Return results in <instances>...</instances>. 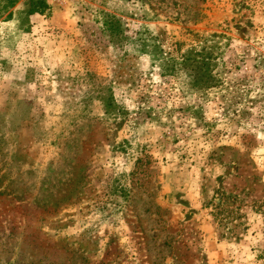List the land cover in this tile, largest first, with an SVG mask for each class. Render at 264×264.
Returning a JSON list of instances; mask_svg holds the SVG:
<instances>
[{"label": "rangeland", "instance_id": "rangeland-1", "mask_svg": "<svg viewBox=\"0 0 264 264\" xmlns=\"http://www.w3.org/2000/svg\"><path fill=\"white\" fill-rule=\"evenodd\" d=\"M0 264H264V0H0Z\"/></svg>", "mask_w": 264, "mask_h": 264}, {"label": "trees", "instance_id": "trees-1", "mask_svg": "<svg viewBox=\"0 0 264 264\" xmlns=\"http://www.w3.org/2000/svg\"><path fill=\"white\" fill-rule=\"evenodd\" d=\"M198 55H199V57H196V58L195 57L194 58L193 57L188 58V59H190L192 66L195 65L194 69H192V72L195 71V77L200 78V80L203 77H206V80H209L210 78L214 79L211 76V74L209 73V69L211 67V60L207 56V53L203 54V55H200V54H198ZM208 86H211V84H208V85L207 84H200V85H198V87H203V88L208 87Z\"/></svg>", "mask_w": 264, "mask_h": 264}]
</instances>
